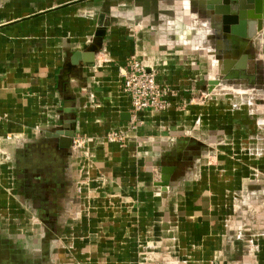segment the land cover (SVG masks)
Masks as SVG:
<instances>
[{
  "label": "crops",
  "instance_id": "1",
  "mask_svg": "<svg viewBox=\"0 0 264 264\" xmlns=\"http://www.w3.org/2000/svg\"><path fill=\"white\" fill-rule=\"evenodd\" d=\"M126 1L0 0V195L20 178L54 188L47 196L75 233L93 237L92 264H264V116L252 100L217 93L246 90L209 86L226 62L221 16L206 0ZM102 13L110 26L94 68L75 66ZM248 46L249 60L264 61V26ZM133 57L180 91L174 108L141 112L135 129L123 90ZM261 75L249 91L264 96ZM70 120L83 149L49 135ZM118 130L124 146L105 139Z\"/></svg>",
  "mask_w": 264,
  "mask_h": 264
},
{
  "label": "rangeland",
  "instance_id": "2",
  "mask_svg": "<svg viewBox=\"0 0 264 264\" xmlns=\"http://www.w3.org/2000/svg\"><path fill=\"white\" fill-rule=\"evenodd\" d=\"M135 1L127 0L126 2L136 4ZM207 5V3L204 5L206 10L208 9ZM130 8H133L134 11H129ZM130 8H126L122 12V16L125 21L135 25L141 19H138L136 9L134 7ZM208 10L210 17L213 13L216 14L214 11ZM203 43L211 54L207 40ZM261 53L264 55V51ZM259 55H261L260 52H258ZM211 77L215 81L225 82L223 80H226L222 77V71L221 73L216 71ZM234 90L220 89L217 93L219 95L220 93L225 94L236 102L241 98L252 100L253 104L256 105L255 107L260 110V113H257L264 116L263 95L249 90L244 91L246 93ZM3 141L2 145L7 149L8 140L3 139ZM13 174L16 175L14 172ZM20 186V181H16V184H13L10 188L6 187L0 195V264H92L94 253L89 252V246L94 242L93 237L87 236V232H84L83 235L75 233L76 231L72 227L73 219L69 216L68 211H64L65 219H63L61 234L56 235L54 242L50 243L48 237H43L45 224L38 216H36L38 219L33 218V211L35 214L37 213L34 210L36 208L25 201ZM49 244L51 246L47 250Z\"/></svg>",
  "mask_w": 264,
  "mask_h": 264
},
{
  "label": "water",
  "instance_id": "3",
  "mask_svg": "<svg viewBox=\"0 0 264 264\" xmlns=\"http://www.w3.org/2000/svg\"><path fill=\"white\" fill-rule=\"evenodd\" d=\"M206 2L208 9L221 16L223 32L227 36L224 50L226 49L225 58L230 64L229 70L233 67L246 69L250 65L253 73L256 68V61L248 58V41L258 34L264 26V0H206ZM232 2L236 3V5L234 3L233 11L231 8ZM109 26L110 20L106 21L105 14H100L93 40L89 44L82 45L81 49L73 51L75 66L79 65L80 62H85L89 68H94V59L104 48V39ZM240 43H242L241 46ZM83 51H86V53H82ZM240 59L241 61H239ZM218 83H220L219 80H211L209 86L212 88ZM67 112H70V110H67ZM74 122V120H70V122H66L62 129H55L52 134H49L57 140L59 148L71 150L75 135ZM168 174L169 172L165 170L161 181L157 185L163 191H166L169 186Z\"/></svg>",
  "mask_w": 264,
  "mask_h": 264
},
{
  "label": "built area",
  "instance_id": "4",
  "mask_svg": "<svg viewBox=\"0 0 264 264\" xmlns=\"http://www.w3.org/2000/svg\"><path fill=\"white\" fill-rule=\"evenodd\" d=\"M123 73V90L130 97L132 110L131 121L133 129L138 124V116L143 111L167 112L175 107V102L180 96V91L170 85L158 81L155 71H151L138 58L129 60ZM109 143L124 146L130 139L128 133L111 131L105 138ZM87 144L85 139L76 138L73 146L83 149Z\"/></svg>",
  "mask_w": 264,
  "mask_h": 264
},
{
  "label": "flooded vegetation",
  "instance_id": "5",
  "mask_svg": "<svg viewBox=\"0 0 264 264\" xmlns=\"http://www.w3.org/2000/svg\"><path fill=\"white\" fill-rule=\"evenodd\" d=\"M234 3L232 2L231 8L233 11L234 8ZM236 5V3H235ZM259 34V33H258ZM224 44H222L223 48V54H225L226 49L224 50L226 41H227V36L224 34ZM242 43L239 45L241 46ZM224 45V46H223ZM256 50V48H253L252 51ZM256 52V51H254ZM249 51H248V56H249ZM256 61V68L254 69V72L252 73V68L248 66L246 69H236L233 67L231 70L230 64L228 63L229 61L226 60V62L223 65L222 69V77L226 78V80H223L225 82H222L224 86L227 85H235L238 88H241L243 90H253L256 86L259 87V85L262 83L260 80L261 71L264 72V63L263 61L259 58L257 53H254V57H250V59ZM241 61V59L239 60ZM238 61V62H239ZM226 83V84H225ZM38 151V148L37 150ZM56 155V154H55ZM53 156V155H52ZM54 157V156H53ZM22 169L20 167V173H22ZM20 183L21 186L20 188L22 189V195L25 198V201L28 202L29 205H32L36 209H34L37 213L33 211V218L38 219L36 216H38L43 223L45 224V233H43V237H48L49 242H54L53 240L56 239V235L61 234V229L63 228V219L64 217V211L63 207L60 206L59 204V198L55 197L54 199L49 198L47 195V192H51L52 190H55L54 188H49V186H45L43 188V183L41 182H33L31 179H22L20 178ZM55 184V182H54ZM58 186V185H56ZM51 245L49 244L48 248Z\"/></svg>",
  "mask_w": 264,
  "mask_h": 264
}]
</instances>
